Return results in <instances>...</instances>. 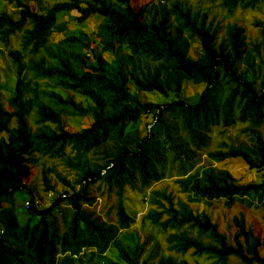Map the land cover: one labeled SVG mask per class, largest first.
I'll use <instances>...</instances> for the list:
<instances>
[{
	"label": "trees",
	"instance_id": "1",
	"mask_svg": "<svg viewBox=\"0 0 264 264\" xmlns=\"http://www.w3.org/2000/svg\"><path fill=\"white\" fill-rule=\"evenodd\" d=\"M0 1V57L11 64L0 66V264H190L174 257L185 254L264 264V236L242 213L230 238L190 205L263 204L264 174L244 182L220 164L264 171V20L253 22L260 40L247 42L236 22L219 35L201 7L215 0ZM260 1L218 4L229 17ZM184 82L202 85L194 100L181 96ZM215 127L225 135L217 143ZM34 166L48 204L26 183ZM171 175L169 191L160 183ZM92 188L115 196L103 214L90 208ZM127 188L147 206L141 227L164 234L171 253L149 260L153 237L132 228Z\"/></svg>",
	"mask_w": 264,
	"mask_h": 264
},
{
	"label": "rangeland",
	"instance_id": "2",
	"mask_svg": "<svg viewBox=\"0 0 264 264\" xmlns=\"http://www.w3.org/2000/svg\"><path fill=\"white\" fill-rule=\"evenodd\" d=\"M53 2L54 0H49V2ZM154 0H132L137 6L143 5L146 2H151ZM199 0H190V3L193 4L194 7L198 4ZM201 7L203 9H210V17L214 16V22H220L221 27L219 28V35L223 32V25L226 24V22H236L237 24L243 26L245 28V35L247 42H256L259 41L260 38L258 36V28L254 26L253 22L255 20H264V0H261L255 7L253 8H247V9H240L237 8L233 15L227 17L225 16L226 11L222 9L219 4L218 0H215L212 3H208L205 1L201 2ZM7 9H12V6H8ZM3 10V3L0 1V12ZM65 14V13H64ZM70 15H76L74 13H69ZM63 15V14H60ZM79 26L76 22H71L69 25V28L71 30L77 29ZM11 44L14 46H18L19 42L16 37H12ZM192 54V51H191ZM107 55V54H106ZM105 55V56H106ZM9 65L11 69V64L8 59V57L3 56L0 57V66L6 67ZM3 71L0 72L1 79H3ZM13 83V82H12ZM202 85H194L189 82H184L182 85L181 90V96L186 100H194L197 96V94L201 91ZM8 91L4 92V96H8ZM142 96L146 98L147 100L155 101V102H161L165 98L160 96L159 94L155 93H143ZM78 119H70L69 123L73 125H77ZM147 121H151V117L147 118ZM264 125V123H263ZM239 125L235 126L234 128H228V132L225 133V135L233 136L236 131L237 127ZM222 128L215 127L213 129V132L211 133L212 141L214 143H217L220 141L224 136H220L218 134V131ZM245 137V136H243ZM200 153L202 159L205 158V154L202 151H197ZM228 169L236 178H242L244 182L246 181H259L261 179V175L264 174V171L255 172L254 170H248L246 165L238 160H232V161H226L225 163H221L220 166ZM37 167L34 166L32 170V174L27 178L26 183H30L32 187V193L38 198L39 203L41 204H48L50 201V197L52 196V193L50 192H43L42 191V182L39 171L37 172ZM57 171H60L62 174L66 173V170L62 169L60 166L57 168ZM70 177V176H69ZM175 178L174 175H171L169 177H166L163 181H161V185L167 186V189L173 190L176 188V185L173 182V179ZM52 183H55L56 190L59 191L62 188V185L60 182L51 175ZM159 184V185H160ZM92 195L96 196V200L91 205V209H94L100 214H103L104 211H106L107 207L112 204L115 201V196L113 194H108L104 191L102 194L99 193L98 190L95 188H92ZM180 196L182 199L184 198L182 194H176ZM140 193H137L136 191L132 189H126L124 192V200L126 207L128 211L136 214V220L135 223L132 225L133 229H137L140 237L143 236H150L152 235L153 239L151 243L148 244L147 247L152 251V255L150 256V261H154L158 258L159 255H167L171 252L166 250V243L164 240V234L157 231L154 227L150 226L148 222H145V224L141 227L140 225V217L144 214V212L147 209L146 204L142 201ZM192 208L195 211L201 212L205 211L207 212L212 220L217 223L219 231L225 233L228 237L231 238V235L236 230V227L233 223V217L238 216L239 214H243L246 226H249L253 232L260 236L261 238L264 236V201L263 204L259 208L254 207H247L241 202H235L230 207H227L223 204V200H217L214 201L211 206H206L202 203H190ZM17 207L21 206V202H17ZM22 211V209H21ZM110 218H114V213H110ZM154 239L156 241L154 242ZM230 240V239H229ZM261 249V248H260ZM261 255H264V251L260 250ZM174 257L179 259H185L190 264H216L214 263V260L211 258H207L206 256L202 257H194L191 254H185L182 257L174 255ZM142 258H147V253H145ZM231 264H244L239 259L235 257L230 258Z\"/></svg>",
	"mask_w": 264,
	"mask_h": 264
},
{
	"label": "clouds",
	"instance_id": "3",
	"mask_svg": "<svg viewBox=\"0 0 264 264\" xmlns=\"http://www.w3.org/2000/svg\"><path fill=\"white\" fill-rule=\"evenodd\" d=\"M2 2V1H1ZM3 3V2H2ZM3 5H4V3H3ZM0 232H1V230H0Z\"/></svg>",
	"mask_w": 264,
	"mask_h": 264
}]
</instances>
